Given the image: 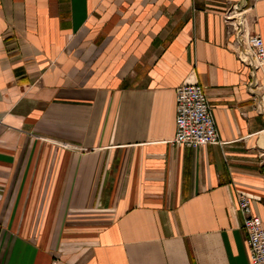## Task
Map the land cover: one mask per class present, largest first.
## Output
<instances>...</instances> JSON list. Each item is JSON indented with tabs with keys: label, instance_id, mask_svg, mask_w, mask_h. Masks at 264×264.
Segmentation results:
<instances>
[{
	"label": "crops",
	"instance_id": "obj_1",
	"mask_svg": "<svg viewBox=\"0 0 264 264\" xmlns=\"http://www.w3.org/2000/svg\"><path fill=\"white\" fill-rule=\"evenodd\" d=\"M264 0H0V264H252L264 227ZM200 84L219 144L178 145Z\"/></svg>",
	"mask_w": 264,
	"mask_h": 264
},
{
	"label": "built area",
	"instance_id": "obj_2",
	"mask_svg": "<svg viewBox=\"0 0 264 264\" xmlns=\"http://www.w3.org/2000/svg\"><path fill=\"white\" fill-rule=\"evenodd\" d=\"M249 8L242 9L238 3L232 5L226 11L224 21L239 43L241 60L248 59L251 64L264 67V41L246 20ZM173 142L193 148L221 142L212 108L200 84L187 83L176 88ZM235 208L242 217L251 263L264 264V227L260 217L253 214L250 199L243 194L236 196Z\"/></svg>",
	"mask_w": 264,
	"mask_h": 264
}]
</instances>
